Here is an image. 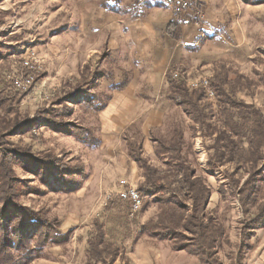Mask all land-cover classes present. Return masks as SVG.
Returning a JSON list of instances; mask_svg holds the SVG:
<instances>
[{
	"label": "rangeland",
	"instance_id": "obj_1",
	"mask_svg": "<svg viewBox=\"0 0 264 264\" xmlns=\"http://www.w3.org/2000/svg\"><path fill=\"white\" fill-rule=\"evenodd\" d=\"M104 1L115 2L0 0L3 19L0 90L6 88L10 96L2 106L10 108L11 116L18 113L22 123L27 118L40 126L21 124L10 140L31 144L36 152L53 150L65 161L73 159L74 163L83 165V172L74 176L71 189L61 180L41 178L21 167L15 168L18 176L27 182L22 187L21 201L57 216L62 232L69 234L64 243L50 248L49 258L34 264H87L88 240L99 226L106 239L119 247L114 264H201L197 256L185 250L174 251L169 242L144 229L150 219L156 220L157 204L144 201L134 212L130 202L118 195L130 185L139 188L142 181L137 164L128 154L126 138H143L147 153L145 134L149 137L151 129H167L175 123L184 127L186 148L191 146L212 187L209 209L214 210L220 204L226 218L230 244L222 245L223 264H264V225L251 240L253 249L238 259L244 222L259 212L262 198L250 205L249 215L243 212L228 177L235 165L226 163L210 168L208 145L212 139L194 130L193 121L167 98V73L175 68L192 87L217 75L223 77L227 73L232 78L242 74L256 81L237 96L264 113V2L204 0V22H201L180 18L159 0H137V3L128 0L124 6L138 8V17L108 10L103 6ZM162 10L172 13L173 19L178 17L180 38H172L165 32L168 17L160 13ZM32 53L38 60L36 82L29 91L21 92L14 88L11 77L27 72L23 60ZM98 68L104 71V76L91 89L99 104L111 97L107 107L98 112L95 105L82 98L81 102L68 105L70 115L67 112L62 115L92 129L99 144L91 146L45 125L38 114L49 109L53 100L64 92L73 90L68 83H76L82 75L88 77ZM126 79L127 86L113 88ZM58 102L59 99L55 107ZM210 102L216 108L217 96L216 102ZM5 107L0 109V117L5 114ZM116 115L121 124L110 129L106 123L117 120ZM32 134L37 136L36 140ZM150 159L156 165L161 163L154 153ZM261 167L264 169V162ZM238 176L241 185L248 175L243 172ZM222 185L226 186L224 194L220 192ZM259 195L264 197V183Z\"/></svg>",
	"mask_w": 264,
	"mask_h": 264
},
{
	"label": "trees",
	"instance_id": "obj_2",
	"mask_svg": "<svg viewBox=\"0 0 264 264\" xmlns=\"http://www.w3.org/2000/svg\"><path fill=\"white\" fill-rule=\"evenodd\" d=\"M31 1V0H27ZM128 0H115L114 4L103 2V6L114 12L136 15L138 8L128 9ZM137 3V0H129ZM247 4L263 3L264 0H243ZM125 3V4H124ZM3 19L0 13V25ZM165 32L172 38H180L181 24L177 18L165 26ZM178 70L167 73V98L193 121V129L200 130L203 136L212 139L208 145L210 151V168L233 163L235 169L228 172V177L235 188L243 212L249 215L250 205L259 198V212L244 222L239 244L238 259L253 249L252 238L264 225V197L259 195L264 183V113L252 103H247L237 93L251 87L256 81L248 76L238 74L229 77L217 75L210 80L216 92V108L202 85L190 86ZM104 76L98 68L76 83H68L71 92L60 95L58 107L56 100L52 106L38 114L45 125L56 127L79 141L97 146L99 139L91 128L73 120L62 117L68 115L70 103H78L86 98L96 106L98 112L104 110L107 102L99 104L92 92L91 85ZM262 77V74H260ZM262 79V78H261ZM128 80L120 82L113 88L122 89ZM246 85V86H244ZM95 85H93L94 87ZM5 89L0 90V109L6 99H10ZM0 117V264H34L42 258H49L50 248L60 245L68 238V233L61 230V221L57 216H50L42 209L34 208L21 201L23 184L15 168L21 167L41 178L58 179L71 189L74 176L83 172L81 163L69 162L56 155L53 150L36 152L31 144H17L10 139L15 128L21 124L40 128L34 120H18V113L10 115V108H4ZM32 129V128H31ZM26 132H29L25 130ZM185 129L179 124H171L167 129H151L149 139L154 147L155 156L161 160L159 165L151 162L150 155L144 151L141 140L127 137L128 154L135 161L142 176L139 192L144 201L152 200L158 206L156 220L150 219L144 229L169 242L174 251H188L197 256L201 264H223L221 248L230 244L226 218L221 212L220 204L214 210L209 209L212 187L201 171L195 152L187 146ZM34 140L37 136L32 134ZM248 176L242 184L241 175ZM224 185L220 192L224 194ZM128 201V200H127ZM129 202V201H128ZM89 260L87 264H114L119 247L106 239V233L99 226L97 233L88 240ZM110 257V259H107Z\"/></svg>",
	"mask_w": 264,
	"mask_h": 264
},
{
	"label": "built area",
	"instance_id": "obj_3",
	"mask_svg": "<svg viewBox=\"0 0 264 264\" xmlns=\"http://www.w3.org/2000/svg\"><path fill=\"white\" fill-rule=\"evenodd\" d=\"M167 8H169L172 13H175L180 18H188L191 20H198L204 22V0H159ZM35 61L37 57L34 53L31 56L26 57L23 60V66L27 70L26 73L21 72L11 77L12 84L15 89L24 92L29 91L36 82L35 72L38 66ZM199 85H202L209 97L213 102H216V92L210 85L208 79H204ZM197 85V86H199ZM195 86V87H197ZM119 197L126 199L130 202L132 210L134 212L138 211L144 204V198L138 190L137 186L130 185L125 190L119 192Z\"/></svg>",
	"mask_w": 264,
	"mask_h": 264
},
{
	"label": "crops",
	"instance_id": "obj_4",
	"mask_svg": "<svg viewBox=\"0 0 264 264\" xmlns=\"http://www.w3.org/2000/svg\"><path fill=\"white\" fill-rule=\"evenodd\" d=\"M205 2H207V0H205ZM160 13L161 14H163V15H167V21H166V23H169L172 19H173V14L172 13H170V12H168V11H160ZM205 20H206V22H207V9H206V15H205ZM140 23H142V22H140ZM207 24V23H206ZM130 26H131V24H129ZM187 37H188V35H187ZM191 39V38H190ZM160 71V70H159ZM164 72V74H166V71H163ZM157 73V72H156ZM155 75H157V74H154L153 75V77H156ZM151 80V79H150ZM154 80H156V78L155 79H153V81ZM152 81V80H151ZM109 110H110V108H109ZM112 118V117H111ZM115 119H117V120H108V122L106 123L107 125H108V127L110 128V129H117L118 127H119V125L121 124V120L118 118V116L116 115V118ZM111 123V124H110ZM145 136H146V150H147V154H149V155H151V154H153L154 153V148H153V144H152V142L150 141V139H149V137H148V134L146 135L145 134Z\"/></svg>",
	"mask_w": 264,
	"mask_h": 264
}]
</instances>
